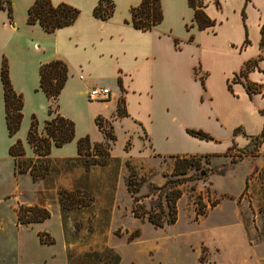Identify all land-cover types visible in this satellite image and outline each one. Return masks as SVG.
I'll use <instances>...</instances> for the list:
<instances>
[{
	"label": "rangeland",
	"instance_id": "1",
	"mask_svg": "<svg viewBox=\"0 0 264 264\" xmlns=\"http://www.w3.org/2000/svg\"><path fill=\"white\" fill-rule=\"evenodd\" d=\"M13 2L16 21L22 22L30 0ZM248 14L247 22L241 24L250 46L240 58L256 53L252 41L259 40V15L264 23V0H255L254 11L248 10ZM254 60L256 67H262L255 77L261 86L250 90L260 94H247L249 99L235 107L238 112L231 124L242 121L245 127L225 141L227 149L219 154L145 156L148 146L142 136L138 143L136 136L117 128L115 141L105 138L95 121L103 132L113 135L111 124L96 117L100 106L81 98L77 108L65 110L74 118L70 120L74 139L51 150L55 153V149L71 147L75 154L77 141L88 137L91 145L102 144L108 156L93 149L80 160L77 155L55 158L50 154L48 162L39 166L48 170L41 171L44 176L38 179L28 173L15 175L13 159L1 157L0 264H66L68 250L81 254L102 247L118 254L120 264H264V141L260 136L264 130V53L259 52ZM235 66L231 56L223 55L215 67L227 71ZM194 75L198 80L205 77L198 71ZM230 82L234 84L235 78ZM213 89L222 96L220 81ZM119 102L123 112L121 98ZM45 105L48 110L47 99ZM42 130L43 126L37 131ZM24 132L20 134L24 159L34 160L26 142L27 130ZM7 141L0 123V155L6 153ZM224 145L207 148L218 151ZM185 167L188 170L183 174ZM130 174L136 181L134 194L127 190ZM166 182L177 183L182 192L176 203V223L158 229L146 217H133L135 197L139 199L136 205L145 211L160 201L166 216L162 188ZM20 206L43 208L50 217L38 224L19 225L15 211ZM135 231L138 236L129 243L127 239ZM38 233L49 234L54 244L40 245Z\"/></svg>",
	"mask_w": 264,
	"mask_h": 264
},
{
	"label": "crops",
	"instance_id": "2",
	"mask_svg": "<svg viewBox=\"0 0 264 264\" xmlns=\"http://www.w3.org/2000/svg\"><path fill=\"white\" fill-rule=\"evenodd\" d=\"M10 1L11 22L7 13L0 10V70L5 59L11 86L23 98V118L21 133L18 131L9 138L0 79V123L8 138L6 153L0 158L10 157L8 149L16 140L23 142L20 134L25 135L24 129L28 131L32 116L38 128L49 119L46 97L38 89V70L40 65L54 60H62L68 67V78L57 100L58 108L59 104L61 106L58 113L74 120L65 110L77 108L90 89L105 87L111 96L107 101L94 102L100 106L96 117L111 124L115 137L114 130L120 128L125 133L130 132L132 138L136 136L138 143L139 137L146 139L145 156L219 154L227 149L225 141L233 138V131L243 129L242 121L235 124L231 121L238 112L235 107H240L239 104L249 97L241 77L234 84L230 80L260 52L259 36V40L252 41L257 48L255 55L240 58L250 46L243 47L246 29L241 22L243 25L247 22L248 10L254 11L255 0H217L218 7L214 0H205L204 12L215 25L203 31L193 22V10L188 7L187 0H160L162 21L149 31L125 23L130 22V9L142 0H111L113 14L106 21L92 15L98 0H51L53 5L68 4L80 14L72 25L50 34L37 25L28 26L27 14L22 22H17L15 5ZM33 2L30 0L27 10ZM256 23V28L263 24L261 15ZM223 55L231 56L236 66L227 71L221 67L222 70L217 69L215 66ZM261 68L259 65L243 79L257 85L255 77L261 73ZM195 71L205 75L204 87L195 78ZM216 81L223 87L221 97L213 89ZM228 83L232 93L228 91ZM119 98L123 102V117L116 115ZM104 109L106 112L102 111ZM187 129L203 131L213 141L193 138L186 133ZM223 143L222 150L207 148ZM58 150L55 149V153L51 150L50 154L55 158L77 155V149L72 154L71 147Z\"/></svg>",
	"mask_w": 264,
	"mask_h": 264
},
{
	"label": "trees",
	"instance_id": "3",
	"mask_svg": "<svg viewBox=\"0 0 264 264\" xmlns=\"http://www.w3.org/2000/svg\"><path fill=\"white\" fill-rule=\"evenodd\" d=\"M205 0H187L188 7L193 10V22L196 24L199 31H203L207 28L213 27L215 22L210 20L204 9L206 7ZM216 6L219 4L217 0H214ZM248 2L249 0H245ZM113 3L111 0H98V4L93 9L92 15L96 19L106 21L111 18L113 14ZM0 10L7 13V17L11 22L13 19V11L10 0H0ZM26 24L28 26H39L45 33H53L57 29H61L72 25L79 17L80 11L68 4L60 3L53 5L51 0H34L33 4L27 10ZM130 23L133 28L149 31L158 26L162 21V12L160 6V0H142L141 3L130 9ZM242 20L244 22L245 15L242 11ZM192 41V37L189 38ZM249 44L246 39L243 47ZM175 45L178 42L175 41ZM259 50L264 53V23L260 28V42ZM258 60H263L259 56ZM256 68L255 60L248 61L244 67L234 76L235 82L239 81V77L246 79L248 73ZM39 86L38 89L45 95L49 102L47 114L49 119L45 121L43 130L38 133V124L35 116L31 117L30 126L26 135V142L32 148L36 159H24L25 151L24 146L20 140H16L8 149V155L13 159V170L15 175L30 174L34 179L43 177L41 171L48 170V167H39L44 163H47V157L50 156L51 148H60L63 145L71 142L74 139V124L70 120L62 117L58 113V97L63 90L68 78V67L62 60H54L49 63L40 65L38 70ZM0 79L4 92V111H5V125L9 138H12L20 129L23 114V98L21 95L14 92L8 74V65L5 59L2 60ZM201 85L204 87L203 78L199 79ZM246 93L250 96L252 94H260V91H251L250 87L255 85L253 83L245 82L243 84ZM228 91L232 93L231 85H227ZM37 89V90H38ZM53 105H55L53 107ZM117 117H123L125 114L120 109V102L118 101L116 108ZM98 130L103 133L104 137L115 141V136L105 133L101 130L99 121H95ZM240 129L233 131V137L237 135ZM186 133L200 141H213L208 134L200 130L187 129ZM262 141H264V130L260 133ZM259 138V137H256ZM77 160H80L82 156L93 149L98 154L108 153L105 147L100 144H93L89 142V138H81L76 143ZM188 167L184 168L183 174L186 173ZM135 179L132 174L129 175L127 190L129 193L134 194L137 192L133 188L135 185ZM164 190L163 200L167 208L166 216H164V208L159 201L157 205H150V211H145L143 206L136 205L138 198L133 199V207L131 213L135 218H144L154 227L162 229L165 226H170L177 221L176 203L180 199L182 192L178 188L177 183L169 185L166 182L162 187ZM77 206V205H76ZM64 209V205H63ZM159 209V212L156 210ZM16 221L19 225L38 224L49 219L50 214L47 210L33 207L20 206L16 209ZM138 236V231L132 233L127 241L130 243ZM38 240L40 245L51 246L54 244V239L47 233H38ZM120 256L116 254L109 247H102L100 249H90L81 254L73 253L68 250L66 252V264H120Z\"/></svg>",
	"mask_w": 264,
	"mask_h": 264
},
{
	"label": "built area",
	"instance_id": "4",
	"mask_svg": "<svg viewBox=\"0 0 264 264\" xmlns=\"http://www.w3.org/2000/svg\"><path fill=\"white\" fill-rule=\"evenodd\" d=\"M82 80L83 78L80 77ZM111 96L109 89L105 87H94L87 93V100L90 102H103L107 101Z\"/></svg>",
	"mask_w": 264,
	"mask_h": 264
}]
</instances>
